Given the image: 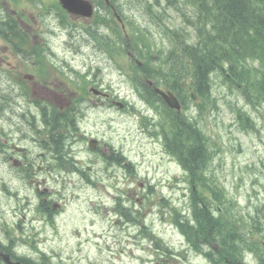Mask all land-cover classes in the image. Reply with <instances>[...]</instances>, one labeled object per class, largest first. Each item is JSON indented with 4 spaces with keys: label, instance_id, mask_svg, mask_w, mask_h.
I'll use <instances>...</instances> for the list:
<instances>
[{
    "label": "rangeland",
    "instance_id": "1",
    "mask_svg": "<svg viewBox=\"0 0 264 264\" xmlns=\"http://www.w3.org/2000/svg\"><path fill=\"white\" fill-rule=\"evenodd\" d=\"M38 3L40 6L44 5L43 0H38ZM49 3L48 1L45 4ZM47 8L50 9L53 6L49 5ZM22 9H24L28 23L34 26L35 29L40 30L41 27L38 21L30 17L31 12L34 15L38 14L36 8H30V4H26ZM127 9L126 15L134 19L140 26H146L148 21H155L159 16L158 12V15L156 14L154 18H151L145 8H142L144 15L141 14L139 7L131 6ZM54 22L57 21L54 20ZM174 22L179 24V18H175ZM48 24L52 26L53 21H48ZM18 26L27 31L30 36L32 35L30 29L33 27H23L19 23ZM149 29L151 30L150 40L154 43L153 48L149 49L156 54L155 47L166 46L168 42L160 30L152 28V25ZM99 31L101 34L103 33L102 30ZM67 36L68 33L60 34L59 37L44 33L42 34V41L48 43L49 46H58L56 52L61 53V47L70 45L66 41ZM37 38H40V35H37ZM37 38L34 39L39 41ZM0 45L2 51L1 40ZM92 54L89 49L86 50L85 60L89 61ZM7 56L10 64L16 66L17 70L24 67L23 56H21L18 48L12 49L10 47ZM58 56H61V54H58ZM95 59L101 62L102 66L106 65L111 68L110 71L108 69L104 71L105 81L111 80L120 94L131 91V80L117 66L120 62L116 55L115 59H111L109 55L100 52L96 54ZM122 60L125 61V58L122 57ZM77 61H83L82 57H78ZM225 86L219 77L216 78L213 90L216 97H219L217 101L218 108L214 109L213 104L204 117L197 119H199L200 126L204 128L206 135L212 140L215 145L214 148H216V153L209 167L210 172L217 176L219 180L226 181L228 195L238 200V205L242 207L241 209H244L248 196L251 203L264 200V121L261 122L259 111L251 112L255 118L253 123H255L256 129H251L248 133L240 130L239 122L235 118V108L241 106L242 100L231 95L228 88L224 91ZM242 108L248 110L245 105H242ZM16 111H20V108H16ZM137 115L139 116V114ZM4 119L8 124H6L7 129L8 126L12 131H14L12 127L16 126H19L21 130L23 129L22 120L18 115L13 116L11 121L6 115L0 113V120L4 121ZM118 122L120 126L117 129L118 134L115 136L117 144L123 148V153L128 158L138 164L141 174L145 171V166L147 167L148 175L153 178L155 185V192L150 194L149 200L146 198L148 201L145 207L147 214L144 221L157 236L173 248L181 237L177 233L164 229L169 217L165 216L164 211H159L160 208L165 209L160 198L162 195H172L178 202L177 206L184 204L187 200L188 189L184 186L186 185L185 182L184 187L181 183L177 184L183 176H180L178 166L161 153L160 146L140 132L141 128L138 127L137 121L132 117L127 118L125 116V119L119 118ZM28 135L30 136L29 131ZM122 183L123 181L118 180L120 189L125 188ZM252 183L256 184L252 185ZM94 193L93 189L80 188L74 192V197L69 196L70 206L68 212L71 215L72 224L63 230L60 229L59 239L53 235L50 229L42 231L41 235L48 236V238L40 247L48 251H57L58 256L64 260L63 264H149L144 261L147 258L152 261L151 264H154L156 254L151 252V250L154 251V246L138 234L137 226L120 228V226L114 225L111 230H106L105 227L103 229L84 227L88 223L86 219L90 216L88 204L84 198L88 194ZM76 196H78V199H75ZM105 217L101 216L102 219ZM109 217L114 218L113 214ZM66 229L69 230V233L62 235ZM59 261L61 262V260Z\"/></svg>",
    "mask_w": 264,
    "mask_h": 264
},
{
    "label": "trees",
    "instance_id": "2",
    "mask_svg": "<svg viewBox=\"0 0 264 264\" xmlns=\"http://www.w3.org/2000/svg\"><path fill=\"white\" fill-rule=\"evenodd\" d=\"M124 1L145 8L142 0H115L126 8ZM187 1L195 5L196 17L193 19L184 11V8H190L189 5L184 3V6H180L177 0H166L168 5L181 12L186 23L193 24L197 42L195 46H189L179 28H162L170 41L169 50L163 51L164 57L178 69H187L185 60L190 59L195 88L203 93H207L210 73L220 64H227L229 73L239 83H245L246 98L256 99L264 108V0ZM152 7L153 4L147 6L150 11ZM91 37L100 38L103 33L94 29ZM138 40H142L140 35ZM253 60L258 62L257 66L251 65ZM144 71L148 72L147 69ZM186 74L184 72L181 78ZM175 82L179 84L177 80ZM165 143L167 151L179 160L191 176L190 184L195 186L190 188L193 224L187 228L189 237L227 240L230 255L238 253L241 247H247L256 253L258 264H264V221L257 219L258 215L238 213L232 202H229L228 211L223 209L216 212L213 209L215 203L222 205L225 201L221 193L223 188L214 181L215 178L209 179L205 172L212 151L203 131L192 123L184 124L173 118V124L165 134ZM241 222L245 227L240 226ZM182 223L189 224V220L184 218ZM244 229L248 232V244L239 241L244 238L241 234ZM253 235L256 237L251 240Z\"/></svg>",
    "mask_w": 264,
    "mask_h": 264
},
{
    "label": "flooded vegetation",
    "instance_id": "3",
    "mask_svg": "<svg viewBox=\"0 0 264 264\" xmlns=\"http://www.w3.org/2000/svg\"><path fill=\"white\" fill-rule=\"evenodd\" d=\"M55 65L53 63L47 73L40 72L42 76H45L44 78L28 80L30 84H26L29 97L35 103L33 107L37 109L39 115L23 119V129L17 132L20 135L19 139L9 138L5 132L0 137L1 162L8 164L11 157L16 158L15 161L20 166L14 168L16 170L11 172L9 177L15 180L17 185L20 183L25 187L23 202L19 208L20 197L17 194L4 195V201L1 203L4 216L1 218L8 222V219L12 218L18 209L21 216L20 221L23 223L11 224L21 229L31 225L34 218H40L39 225L42 227L48 221L55 224L56 218L62 213L58 211L64 205L65 198L54 187L45 186L46 183H49L48 176L42 172L43 167L49 169L48 162H56L62 171L59 175H55V178L60 176L61 179H64L67 153L63 149L74 147L77 141L74 140L69 144L71 139L63 138L62 134L64 135L70 129H77L82 123L90 124L89 120L96 115L100 119L99 114H102L103 110L106 111L111 123L116 122V115H112L111 111V107L114 105V100L110 97L111 94L99 93L100 90L104 93V90L101 87L102 80L97 78L98 68L94 72H90V68L87 73L78 72V69L74 68V71L69 73L70 78L65 79L64 74H60V68H55ZM14 85L15 80L9 78L3 82L1 88L0 112L4 116L10 114L9 118L15 114L16 108L19 106L11 101L10 92L15 91ZM96 89L98 90L96 91ZM15 97L13 96V98ZM98 140L100 145L102 139ZM107 145L109 150L113 149L110 142ZM37 148L41 150L33 154L32 149ZM97 149L99 156H102L101 150ZM108 159H112L111 155L107 156L106 161ZM88 169L90 168L88 167ZM37 181L38 184L35 185ZM26 182L32 185L27 186ZM42 188H47L50 191L43 192ZM8 201L10 204L7 206ZM38 210H41L39 213L41 216H38ZM34 221L36 220L34 219Z\"/></svg>",
    "mask_w": 264,
    "mask_h": 264
},
{
    "label": "bare ground",
    "instance_id": "4",
    "mask_svg": "<svg viewBox=\"0 0 264 264\" xmlns=\"http://www.w3.org/2000/svg\"><path fill=\"white\" fill-rule=\"evenodd\" d=\"M119 5V4H118ZM120 7H121V5H119ZM121 8H123V7H121ZM95 30H101L99 27H95L94 28ZM93 29V30H94ZM190 82L191 83H196V80H195V78H194V76H191V80H190ZM237 84H241V83H239L238 81H235ZM208 83H209V79H208ZM225 84V83H224ZM226 85V84H225ZM208 87H209V84L207 85ZM187 90H189V88H188V86H184L183 85V88H182V90H180L178 93H176V91H175V89H172L169 93H168V96L170 97V98H172V97H174V96H176V95H179V96H181V99L182 98H185V94H186V91ZM198 203V202H197Z\"/></svg>",
    "mask_w": 264,
    "mask_h": 264
},
{
    "label": "water",
    "instance_id": "5",
    "mask_svg": "<svg viewBox=\"0 0 264 264\" xmlns=\"http://www.w3.org/2000/svg\"><path fill=\"white\" fill-rule=\"evenodd\" d=\"M63 3L65 4V6H70L71 0H62ZM172 99H170L169 101H171ZM5 258L7 257V255H3Z\"/></svg>",
    "mask_w": 264,
    "mask_h": 264
}]
</instances>
